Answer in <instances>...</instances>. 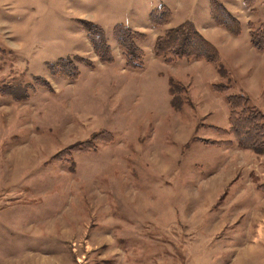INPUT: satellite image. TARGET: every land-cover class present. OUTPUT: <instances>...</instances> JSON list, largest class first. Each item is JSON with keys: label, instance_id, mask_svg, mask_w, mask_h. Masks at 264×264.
Returning a JSON list of instances; mask_svg holds the SVG:
<instances>
[{"label": "rangeland", "instance_id": "rangeland-1", "mask_svg": "<svg viewBox=\"0 0 264 264\" xmlns=\"http://www.w3.org/2000/svg\"><path fill=\"white\" fill-rule=\"evenodd\" d=\"M218 1L240 36L214 22L211 0H0V264H264V153L202 141L229 124L212 82L264 112V52L249 41L264 0ZM158 7L170 18L155 27ZM193 19L227 45L223 74L155 56V37ZM79 20L105 29L114 63ZM118 23L146 35L140 70L125 65ZM60 57L77 80L51 74Z\"/></svg>", "mask_w": 264, "mask_h": 264}, {"label": "trees", "instance_id": "trees-1", "mask_svg": "<svg viewBox=\"0 0 264 264\" xmlns=\"http://www.w3.org/2000/svg\"><path fill=\"white\" fill-rule=\"evenodd\" d=\"M158 8L150 13V23L155 27L166 24L170 18V12L167 9ZM210 9L212 18L217 25L223 26L233 35L241 34V22L223 3L218 0H211ZM79 22L86 31L89 41L100 60L109 64L114 62L115 57L107 40L105 29L101 25L93 23V21L79 20ZM250 25L252 26L249 31L251 44L256 49L264 51V23L257 27L254 24ZM113 36L122 50L125 65L132 69H142L145 52L138 45L137 40L145 39V33L133 30L123 23H118L113 28ZM153 51L157 57L162 58L167 63H173L176 59L200 60L215 65L220 73H224L218 48L197 29L191 20H185L166 29L162 35H158L154 42ZM78 60L83 61L84 59L78 58ZM47 64L54 76L61 75L69 80H77L80 77V69L71 58L60 57L54 63ZM87 64L93 66L90 61H87ZM36 79L42 87L52 88L46 78L37 76ZM170 85L172 93V88L175 85L173 77L170 78ZM28 87L34 89L32 84H29ZM211 87L216 93L224 96L228 109L229 125L227 127L211 126L222 137L217 139L202 138V141L217 146H231L236 143L242 149L263 154L264 112L253 103L249 95L242 92H231L230 83H212ZM6 93L12 95L15 100L28 98L27 93L23 92L22 95H19L12 89H9ZM172 101L175 103L174 99ZM260 132L262 133L260 134ZM113 139L111 133H108L104 138V142H110ZM74 145L71 147L73 148ZM81 148L79 147V150ZM259 190L264 194V182L261 183Z\"/></svg>", "mask_w": 264, "mask_h": 264}, {"label": "crops", "instance_id": "crops-1", "mask_svg": "<svg viewBox=\"0 0 264 264\" xmlns=\"http://www.w3.org/2000/svg\"><path fill=\"white\" fill-rule=\"evenodd\" d=\"M193 21H195V23H196V27H197V29L210 41V42H212L217 48H218V50H219V52H220V56H221V61L223 60V53H222V51H221V49H220V47L221 48H223L224 46H227V45H222L220 42H217L216 41V39L215 38H213L211 35H206L202 30H203V28H202V26H200V24L198 25L197 24V22H196V20H192V22ZM224 28V27H223ZM226 30V29H225ZM137 31H139V30H137ZM227 31V30H226ZM229 32V31H228ZM228 34H231V33H228ZM232 36H233V34H232ZM231 36V37H232ZM234 36H236V37H238V36H240V35H234ZM156 38V37H155ZM249 41H250V38H249ZM154 42H155V40H154ZM251 43V42H250ZM153 46H154V44H153ZM232 46H234V45H232ZM251 46L254 48V52L256 51V50H258V49H256L252 44H251ZM256 49V50H255ZM258 51H260V50H258ZM145 52V51H144ZM154 52V51H153ZM257 52V51H256ZM255 52V54H261V55H263L264 56V54L263 53H259V52H257L256 53ZM260 52H262V51H260ZM264 52V51H263ZM156 56V55H155ZM157 57V56H156ZM157 58H160V57H157ZM160 59H162V58H160ZM158 60V59H157ZM159 61V60H158ZM162 61L163 62H165L163 59H162ZM115 62V61H114ZM114 62H112V63H114ZM191 62H193V61H191ZM191 62H188L187 60H182V59H179V63L180 64H188V63H191ZM198 62H201L202 63V65H207V64H211V63H206V62H204V61H200V60H198ZM206 63V64H204V63ZM165 63H167V62H165ZM111 64V63H110ZM162 64V63H161ZM167 64H171L172 65V63H167ZM213 65V64H212ZM214 66V68H216V66L215 65H213ZM217 69V68H216ZM170 77H173V74H171V76ZM175 78V77H174ZM212 83H215V82H212ZM212 83L210 84V86L212 85ZM169 85H170V81H169ZM170 89V88H169ZM211 89H212V87H211ZM213 90V89H212ZM233 90V87L231 88V92H239V91H232ZM214 91V90H213ZM243 93V92H242ZM222 97H224V96H222ZM224 99V98H223ZM172 103H173V101H172ZM174 104V103H173ZM226 107H227V104H226ZM179 108H181L180 106H179ZM229 121H228V109H227V123H228ZM213 125H215V124H208V126H213ZM229 125V124H228ZM228 125H225L224 127H226V126H228ZM215 126H218V125H215ZM220 127H222V126H220ZM191 139H195L193 136L191 137ZM190 139V140H191ZM233 145H235L236 147H238L237 145H236V143H234ZM233 145H231V146H233ZM222 147H224V146H222ZM226 147H228V146H226ZM239 149H241L242 150V148H240V147H238ZM244 150H247V149H244ZM247 151H250V150H247ZM31 260H32V258H31ZM34 260V259H33Z\"/></svg>", "mask_w": 264, "mask_h": 264}]
</instances>
